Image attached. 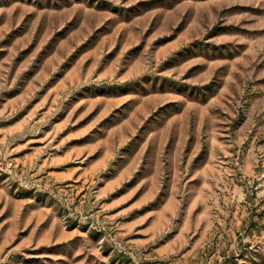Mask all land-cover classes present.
Listing matches in <instances>:
<instances>
[{"label": "rangeland", "instance_id": "1", "mask_svg": "<svg viewBox=\"0 0 264 264\" xmlns=\"http://www.w3.org/2000/svg\"><path fill=\"white\" fill-rule=\"evenodd\" d=\"M0 264H264V0H0Z\"/></svg>", "mask_w": 264, "mask_h": 264}]
</instances>
